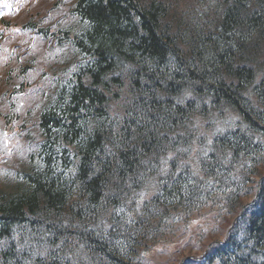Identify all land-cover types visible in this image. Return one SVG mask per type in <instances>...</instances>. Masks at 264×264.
I'll list each match as a JSON object with an SVG mask.
<instances>
[{
	"label": "trees",
	"instance_id": "trees-1",
	"mask_svg": "<svg viewBox=\"0 0 264 264\" xmlns=\"http://www.w3.org/2000/svg\"><path fill=\"white\" fill-rule=\"evenodd\" d=\"M70 1L19 21L59 46L19 64L40 83L0 88L37 96L0 116L25 148L0 150V264H148L206 218L186 264H264V0Z\"/></svg>",
	"mask_w": 264,
	"mask_h": 264
},
{
	"label": "rangeland",
	"instance_id": "rangeland-1",
	"mask_svg": "<svg viewBox=\"0 0 264 264\" xmlns=\"http://www.w3.org/2000/svg\"><path fill=\"white\" fill-rule=\"evenodd\" d=\"M55 17L59 18L57 15ZM206 219L204 222L198 220L191 223L185 231L179 220L173 225H167L170 229L161 230L159 238L151 242L148 247V252L144 256L149 261L148 264H186V258L192 261L203 259L214 240L221 238L219 236L221 233L216 235L212 231L217 228V223L207 222ZM233 224L234 222H231L230 228Z\"/></svg>",
	"mask_w": 264,
	"mask_h": 264
},
{
	"label": "bare ground",
	"instance_id": "bare-ground-1",
	"mask_svg": "<svg viewBox=\"0 0 264 264\" xmlns=\"http://www.w3.org/2000/svg\"><path fill=\"white\" fill-rule=\"evenodd\" d=\"M213 196H211V198H212ZM208 200H210V198H208ZM230 231V230H229Z\"/></svg>",
	"mask_w": 264,
	"mask_h": 264
}]
</instances>
